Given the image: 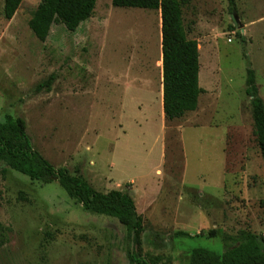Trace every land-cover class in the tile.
Returning <instances> with one entry per match:
<instances>
[{
	"label": "rangeland",
	"instance_id": "1",
	"mask_svg": "<svg viewBox=\"0 0 264 264\" xmlns=\"http://www.w3.org/2000/svg\"><path fill=\"white\" fill-rule=\"evenodd\" d=\"M40 1L23 0L6 19L0 0V120L23 117L34 148L96 190L129 192L144 230L133 241L123 222L85 210L57 180L0 161V264H131L130 251L190 264L196 247L223 252L224 234L263 235L264 160L245 89L252 67L264 99V0L183 6L205 90L198 111L172 121L155 74L128 79L137 44L155 54L152 10L97 0L93 19L76 31L54 24L41 41L29 26ZM51 77L50 89L38 88Z\"/></svg>",
	"mask_w": 264,
	"mask_h": 264
},
{
	"label": "trees",
	"instance_id": "2",
	"mask_svg": "<svg viewBox=\"0 0 264 264\" xmlns=\"http://www.w3.org/2000/svg\"><path fill=\"white\" fill-rule=\"evenodd\" d=\"M191 0H112V5L122 8L161 10L163 52V112L166 120L182 118L198 108L204 89L199 84V43L188 37L183 21L184 5ZM23 0H4L3 14L11 19ZM97 0H41L34 11L29 26L35 36L45 41L54 24L61 23L69 31H76L94 14ZM53 77L38 88L50 89ZM246 94L251 98L255 135L264 160V99L259 94L255 70L247 69ZM0 161L33 180L49 183L57 180L68 196L93 213L119 219L127 228L133 241L144 230L141 214L134 197L127 191L96 190L84 175L72 173L66 167L54 166L39 150L35 149L27 133L23 117L6 114L0 120ZM177 237L194 238L186 231ZM208 236L217 238L216 229ZM224 251L219 253L204 247L192 249L190 264H264V234L241 229L236 234L221 238ZM131 264H160L161 257H145L130 251Z\"/></svg>",
	"mask_w": 264,
	"mask_h": 264
},
{
	"label": "crops",
	"instance_id": "3",
	"mask_svg": "<svg viewBox=\"0 0 264 264\" xmlns=\"http://www.w3.org/2000/svg\"><path fill=\"white\" fill-rule=\"evenodd\" d=\"M148 10H150V9H148ZM95 12H96V8H95L94 13ZM152 13L154 15V21H156V25H157L155 54L153 55L151 53V51L148 54L147 49H146L147 47L145 46L144 43H142V45L137 44V46L134 49V53H133V60L136 61V63L134 64V67H132V69L130 68V74H129L128 79L131 78L132 82L139 84L142 82L144 83L146 81L145 79L147 76L150 77L152 75L154 76V74H155V78L158 82V87H160V89H159L160 91L159 90L158 91L160 92V100H161L160 103L162 104V108H163V52H162L161 10H152L148 14H152ZM90 19H93V16ZM90 19H88V20H90ZM113 54L116 56V58H118L120 60V58L122 56L121 51L115 50V51H113ZM140 57L146 58L148 60L149 68H146L145 66H143L144 63ZM133 69H134V71L131 72ZM146 73H147V76L146 77L143 76V74H146ZM199 84L205 90V88L202 85L201 66H200V72H199ZM202 94L199 97V101H200ZM198 106H199V104H198ZM198 109L199 108H197L195 111H198ZM190 112H194V111H190Z\"/></svg>",
	"mask_w": 264,
	"mask_h": 264
}]
</instances>
